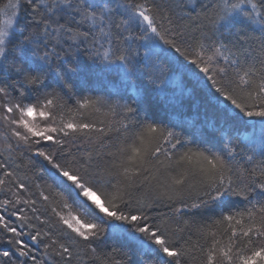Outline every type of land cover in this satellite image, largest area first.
<instances>
[{
  "label": "snow or ice",
  "instance_id": "obj_1",
  "mask_svg": "<svg viewBox=\"0 0 264 264\" xmlns=\"http://www.w3.org/2000/svg\"><path fill=\"white\" fill-rule=\"evenodd\" d=\"M81 52L124 91L85 94ZM189 68L210 133L146 102ZM0 128V264H264V0H8Z\"/></svg>",
  "mask_w": 264,
  "mask_h": 264
},
{
  "label": "trees",
  "instance_id": "obj_2",
  "mask_svg": "<svg viewBox=\"0 0 264 264\" xmlns=\"http://www.w3.org/2000/svg\"><path fill=\"white\" fill-rule=\"evenodd\" d=\"M8 0H0V8H2ZM201 3L210 4L211 0H200ZM23 23V21H21ZM179 42V41H178ZM131 47L137 48L140 44L139 41H132ZM166 47V46H162ZM140 55L143 56L144 49L140 48ZM157 54L161 57V62L164 59H168L169 62H172L173 57L170 53L160 52L159 49L156 50ZM80 60L82 61L81 70L79 72V79L81 81H87L88 83H82L81 88L85 90V94L90 96L96 95H107L108 93H115L118 89L123 92L124 84L122 77L117 75L115 72H105L101 71L103 68L102 65L92 64L88 59L86 53H80ZM187 63V62H185ZM203 75V74H200ZM168 79L163 81V91H153L146 102L153 107L154 110H157L161 116H164L166 119L170 118L175 123H185L189 125H194V130L197 132L205 131L212 132V125L215 123L217 127L223 124V120L219 118L218 108H223V102L221 98V103L217 106L215 101L212 104H209L206 99L207 89L204 88L203 82L197 83V77L193 74L191 68L188 70L181 69L177 73H168ZM163 80V78H161ZM160 82L159 80L157 81ZM183 82L185 87H183V92H181L180 84ZM146 85V81L138 82V86L142 87ZM210 86V83H209ZM151 88L152 86H148ZM126 95H132V89L129 88ZM167 114V115H166ZM179 130V129H177ZM0 131H3L0 128ZM237 133L242 135H247L251 133L250 128H246L243 125L234 126L230 134L235 136ZM5 146V141L3 137H0V150ZM7 153L0 154V162L5 160ZM29 153H25L23 158H18L16 153H13V166L15 164H21L19 174H27L30 177H33L35 183H42L40 180H36L33 176V172L28 171L25 165H27V156ZM38 171V170H37ZM50 183V181H45ZM33 191L36 190L33 188ZM38 195V193H37ZM10 194L0 192V200L8 198ZM19 207H25L24 205H18ZM37 207H40L38 204ZM9 212L12 209L9 207ZM25 211L28 215H31V211L28 208H25ZM0 214H4L0 210ZM14 219V218H13ZM19 222H17L18 224Z\"/></svg>",
  "mask_w": 264,
  "mask_h": 264
}]
</instances>
